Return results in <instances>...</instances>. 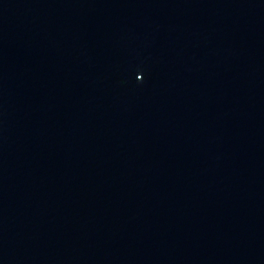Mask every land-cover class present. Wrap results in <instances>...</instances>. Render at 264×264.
Returning <instances> with one entry per match:
<instances>
[{"label": "water", "instance_id": "1", "mask_svg": "<svg viewBox=\"0 0 264 264\" xmlns=\"http://www.w3.org/2000/svg\"><path fill=\"white\" fill-rule=\"evenodd\" d=\"M0 264H264V0H0Z\"/></svg>", "mask_w": 264, "mask_h": 264}]
</instances>
